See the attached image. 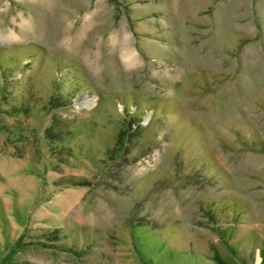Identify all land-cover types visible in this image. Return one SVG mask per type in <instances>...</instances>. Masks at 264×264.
I'll return each instance as SVG.
<instances>
[{
	"label": "rangeland",
	"instance_id": "rangeland-1",
	"mask_svg": "<svg viewBox=\"0 0 264 264\" xmlns=\"http://www.w3.org/2000/svg\"><path fill=\"white\" fill-rule=\"evenodd\" d=\"M0 264H264V0H0Z\"/></svg>",
	"mask_w": 264,
	"mask_h": 264
},
{
	"label": "bare ground",
	"instance_id": "bare-ground-1",
	"mask_svg": "<svg viewBox=\"0 0 264 264\" xmlns=\"http://www.w3.org/2000/svg\"><path fill=\"white\" fill-rule=\"evenodd\" d=\"M94 13H96V12H94ZM93 16H95V15L86 17V19L84 21V23H85L84 26L81 28V30H79V34L80 35H82L88 28H90L93 25V23H94ZM22 28H23V26H22ZM9 37H10V35H9ZM112 45L115 48H117L118 50H120L123 58L125 59V61L128 64H132V63H134L136 61V59H137L136 50L128 42L127 37L124 36V38H123L122 35H120V34H117L116 36L113 35V37H112ZM91 58H92V62L91 63H93V65L97 64V51H96V49L91 51Z\"/></svg>",
	"mask_w": 264,
	"mask_h": 264
}]
</instances>
